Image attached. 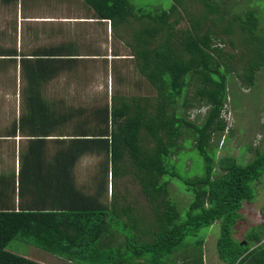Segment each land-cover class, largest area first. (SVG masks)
<instances>
[{
	"label": "trees",
	"instance_id": "16d2710c",
	"mask_svg": "<svg viewBox=\"0 0 264 264\" xmlns=\"http://www.w3.org/2000/svg\"><path fill=\"white\" fill-rule=\"evenodd\" d=\"M38 1L73 0H0V4L18 6L26 20L30 17L25 12ZM181 1L172 0L170 7L163 9L133 7L129 0H80L92 19L108 21L110 28H122L127 34L124 44L129 53L124 57L132 60L149 91L126 94L113 88L103 104L85 107L43 97L37 79L24 83L26 96L22 92L20 115L10 126L12 136L17 132L26 141V147L18 151V160H51L65 166L52 168L59 175L52 185L49 178L35 180L48 190L49 198L40 199L33 208L21 205L16 210H0V264H37L6 248L13 239L80 264H136L135 258L170 256L184 236L215 223L219 260L224 264H264V204L260 208L262 222L248 226L243 239L232 236L243 220L239 210L254 199V185L264 173V150L240 163L228 156L216 159L217 148L212 144L214 137L220 140L228 131L222 112L229 83L236 80L253 87L257 74L264 71V31L259 29L253 10L232 12L225 6L226 0ZM193 3L199 8L193 9ZM183 20L185 24L180 26ZM53 53L64 57L57 62L61 71H70L77 63L73 48ZM5 57L11 56L0 48V60ZM28 75L32 77L26 74L23 79ZM202 107H206L205 113H196L191 119V111ZM182 142L191 143L190 149L200 157L202 172L197 176L179 173ZM85 154L96 156L98 166L92 174L91 194L79 205L83 193L67 173ZM117 173L129 176L117 192L118 205L126 203L123 197L131 198L126 185L134 182L144 198L142 214L149 210L157 227L152 230L150 222L145 233L150 240H138L141 235L130 230L136 228L139 234L145 217L133 218L128 222L131 228L124 230L129 234L124 249L120 248L122 262L107 263L100 256V237L112 232L107 227L112 224L108 210L116 203L105 204L101 197L107 181L114 184L108 177L113 179ZM172 178L180 180L191 195L183 216L168 193ZM109 190L110 195L115 193L114 188ZM75 196V204H68ZM131 238L137 240L135 248L129 243Z\"/></svg>",
	"mask_w": 264,
	"mask_h": 264
},
{
	"label": "rangeland",
	"instance_id": "374dc122",
	"mask_svg": "<svg viewBox=\"0 0 264 264\" xmlns=\"http://www.w3.org/2000/svg\"><path fill=\"white\" fill-rule=\"evenodd\" d=\"M129 3L133 7L157 6L167 9L172 4V0H129ZM226 3L225 6H229V9L235 13L253 10L259 29L264 31V0H226ZM191 6L193 9L199 8L194 3ZM80 7L79 0L67 3L38 1L29 6L25 16L30 18L24 20L22 19V11L18 6L5 7L0 4V45L5 44L4 46H7L10 42L8 40L14 38L16 39V48H18L21 47L23 40H27L34 29L37 31L43 29L42 33H46L53 28L66 24L70 37L78 44L81 43V54H86L90 50L92 51L89 54H97H93L94 57L82 59L83 61L79 62L71 73L61 75L56 81L52 82V85L47 89L51 99H65L68 104L75 106L95 107L108 100L113 88H117L120 92L126 94L149 91L147 84L136 74L132 60L124 57L129 52L124 44L127 34L123 29L110 28L108 21L101 22L103 25L96 24V22L80 24L81 22H77L78 20H73ZM184 24V20L180 22V26ZM79 32H82V34ZM114 53L120 56L113 57L112 54ZM110 64H112L111 71ZM257 75L253 87L242 86L236 80L231 81V84L228 85V99L222 112L228 131L223 132L224 136L220 140L217 137L213 139L212 144L217 148L216 159L228 156L244 163L253 158L257 150H264V71ZM0 81L5 83L4 75L0 76ZM6 95H8L6 87H1L0 117L4 115V110L8 111L6 100L3 99V96L6 97ZM13 100L18 101V97H12ZM205 111L206 107L193 110L190 118L193 119L196 113L204 114ZM185 144V142H182L181 147L178 148L182 151V162L178 163L179 173L183 176L194 177L202 172V162L200 157L193 151V148L190 149L189 146L192 144ZM82 160L89 164V167L86 168L87 171L97 164V158L94 155H85ZM96 169L94 170L93 167L92 173H95ZM125 177L129 178V176L120 173H117L113 179L110 176L108 177L109 182L110 180L114 182L109 187L114 188L115 193L113 195L109 193L108 200L104 202L108 205L111 202L116 203L111 208L108 206V218L112 225L121 231L127 230L128 227L131 228L133 218L138 219L140 216V219H142L144 216L143 225L140 226L141 232L137 234L136 228L130 230L131 233L135 231L136 235L139 236L141 233H148L147 228L150 226V222L152 230L157 227V223L148 208V211L142 214L144 198L138 194L136 184L132 181L126 185V188L132 192V194L129 193L131 198L123 197L126 203L122 202L118 205L117 192L122 189ZM89 180L92 181V176ZM167 186L169 196L176 205V210L183 216L191 199L190 193L185 190V185L175 178L168 180ZM254 190V199L249 203H244L239 210L243 220L237 223L232 232V236L237 240L243 239L245 229L248 226L258 224L263 220L260 208L264 204V173L261 175L259 182L254 185ZM128 206L130 209H128ZM129 221L131 222L128 223ZM217 237V223L209 227H202L193 234L184 236L181 244L173 250L170 256L156 257L155 260L151 258V260L145 261L144 264H223L219 262L216 255L215 243ZM131 239L129 243H132L133 248H135L137 240ZM7 247L17 251L12 252L35 261L42 258L46 260L47 257H50V254L45 252L44 249L34 247V245L28 244L24 240L13 239L7 244ZM131 252L132 250H129L128 254ZM62 259L64 258H61V260L55 259L54 264H65L66 262ZM69 264L80 263L72 261Z\"/></svg>",
	"mask_w": 264,
	"mask_h": 264
},
{
	"label": "crops",
	"instance_id": "0c3cea01",
	"mask_svg": "<svg viewBox=\"0 0 264 264\" xmlns=\"http://www.w3.org/2000/svg\"><path fill=\"white\" fill-rule=\"evenodd\" d=\"M79 3L81 4L80 0ZM73 20H78L77 22H81L80 24L96 22V24L103 25L101 24V22L92 19L91 13L88 12V10H86L82 4ZM102 22L107 21L104 20ZM43 31V29H40L39 31L34 29L33 31H31L27 40H23L21 47L19 46L18 48H16V39L14 38L8 40L10 42L7 44V46H4L5 44L3 46L0 45V48L3 49V52L6 55L11 56L8 58L5 57L3 61L0 60V76L4 75L5 78V83L0 81V88L6 87V92L8 94L6 95V97L3 96V99L6 100V104L8 105V111L4 110V115L0 117V120H3L0 121V210H16L21 205L24 208H33L35 204H39L40 199L49 198L50 196L48 190L43 188L42 184H39V181L35 180L37 178H39L38 180H45V178H49L51 179L52 185V180L59 177L56 172L52 171V168L65 166L51 160L23 162L18 160V151H21L26 147V141L25 138H23L17 132L14 134V136H12L13 133L10 126L11 123H13V119H17L20 115L19 105L24 101L22 100V92L26 96L24 92V83L31 84L32 80L37 79L39 85H41V95L48 98L49 100H52L50 98V95L47 93V89L52 85V82L56 81L61 75L71 73L76 68L77 64L83 61L82 59H86L87 57H94L95 55L93 54H97H89V52H91L92 50H90L86 54H81V43L78 44V42H75V40L70 37V33H68L66 24H64V26L53 28L46 33H42ZM79 33L82 34V32ZM60 48H73L74 50V58L77 59V63L70 71H61L59 69V65L57 62L64 57L59 55L54 56L53 51L59 50ZM13 50L15 52L11 54ZM7 51L9 52L6 53ZM13 55L15 57H13ZM56 72L60 73L61 75H57L55 77L53 75H49L55 74ZM26 74H30L32 77L30 78V76L28 75V77H25L23 79L24 75ZM28 93H30V91ZM15 96L18 97V101H12V97ZM53 146L54 145L51 143L48 144L49 149H53ZM85 155L91 156L92 154ZM85 155H81L80 158H78V160L72 164V170L67 173V175H71L72 179L75 182V186L79 188V190H81V192L83 193V196L80 197L82 199L78 202L79 205L85 203L84 199L88 198V195L91 194L92 182L89 180V178L93 174L92 168L94 167L95 170V168H97L98 166L97 161V164L90 168L91 171H87L86 168L89 167V164L82 160V157ZM45 168L50 169L46 170ZM19 179L21 180L20 183H18ZM19 185H22V189L20 188V190L18 188ZM109 185L110 184H108L107 181V190L103 197H101L103 201L108 200L110 191ZM65 194L66 193L63 191L64 197ZM75 200H77L76 196L73 199H68V201L70 202L67 203H73L74 205L75 202L72 201ZM110 225L111 226L107 227L112 232L109 235H103L102 237H100V240L102 241L100 256L104 257L107 263H112L113 261L121 263L122 260L119 256L121 254L120 248L123 247V244L124 242H126L129 233L126 234V231H121L120 229L114 227L112 224ZM133 230H135V228ZM140 238L142 239L138 240H150L149 235L142 233ZM6 248L11 252L15 251L9 249L7 246ZM117 249H119V251H117ZM110 251L111 255H115V258L111 257V255L109 254ZM47 253L50 254V257H47L46 260L42 258L41 260L36 259L37 261H32L37 264H54V262L56 261L55 259L61 260L62 258L55 257L57 256L56 254L50 252ZM148 259L150 260L149 256H145V258L142 257V259L135 258L134 263L144 264ZM62 260H64L67 264L72 263V261L66 259ZM219 262L223 263L221 260H219ZM175 263L177 262L175 261Z\"/></svg>",
	"mask_w": 264,
	"mask_h": 264
},
{
	"label": "built area",
	"instance_id": "2783aa9c",
	"mask_svg": "<svg viewBox=\"0 0 264 264\" xmlns=\"http://www.w3.org/2000/svg\"><path fill=\"white\" fill-rule=\"evenodd\" d=\"M262 240H264V236H263V239Z\"/></svg>",
	"mask_w": 264,
	"mask_h": 264
}]
</instances>
